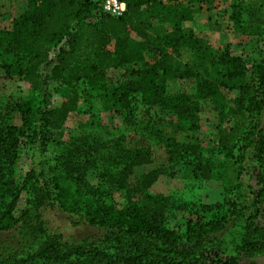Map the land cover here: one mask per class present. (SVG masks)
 I'll use <instances>...</instances> for the list:
<instances>
[{"label": "trees", "instance_id": "trees-1", "mask_svg": "<svg viewBox=\"0 0 264 264\" xmlns=\"http://www.w3.org/2000/svg\"><path fill=\"white\" fill-rule=\"evenodd\" d=\"M123 1L122 15L97 17L96 0H26L11 28H0L3 75L28 85L21 96L0 97V264H244L264 255V45L248 60L184 29L181 21L205 0ZM231 1L241 9L245 0ZM244 6L235 28L264 35V10ZM124 66L131 79L119 78ZM186 78L194 92L167 91L169 80ZM207 101L220 121L222 158L214 163L189 134ZM156 108L174 119L175 132L164 130ZM78 111L107 133L55 140ZM106 111L119 119L112 131ZM177 132L188 134L178 139ZM155 145H163L167 164L129 181L136 166L152 161ZM21 157L29 166L19 177ZM186 169L194 181L220 180L223 199L175 201L149 190L159 175ZM115 191L125 194L121 206ZM52 206L78 214L101 236L64 241L42 217ZM177 210L185 224L170 227Z\"/></svg>", "mask_w": 264, "mask_h": 264}, {"label": "rangeland", "instance_id": "rangeland-1", "mask_svg": "<svg viewBox=\"0 0 264 264\" xmlns=\"http://www.w3.org/2000/svg\"><path fill=\"white\" fill-rule=\"evenodd\" d=\"M248 2L257 8L264 10V0H245L241 3V9ZM235 4V3H234ZM238 6H233L231 0H209L205 4L206 16L210 14V23L206 24L205 16H197L193 22V28L198 29L196 32L199 35L210 36L212 47L222 48L229 51L232 55H242L248 60H253L258 57V52L261 46L264 45V35H255L247 32V29L235 28V15L240 10ZM245 7V6H244ZM26 8L24 0H0V28H11L14 18ZM241 16V13H240ZM199 17V18H198ZM202 18H204L202 20ZM245 18V16H243ZM139 38L131 35L130 44H135ZM183 59L187 53L183 52ZM152 62L151 59H148ZM130 66H124L122 74L119 78L131 79ZM3 70L0 68V97L16 98L26 93L27 83L16 77L5 78ZM196 83L193 79H172L167 82L166 88L168 92L174 93H190L194 92ZM57 101L59 98H53ZM156 112L164 119V130L168 133L175 132L174 119L164 110L156 108ZM16 114V113H15ZM199 125L197 130L190 132L197 138L203 148V152L209 162L219 161L222 156L218 150V141L216 138V127L219 125L218 111L213 108L210 102H204L198 112ZM17 117V116H15ZM104 123L107 125L105 130L112 131L113 126L118 125L119 119L114 111H106L101 114ZM16 119V118H15ZM88 116L82 114L81 111L71 113L64 126L57 132L55 140H67L72 135L92 134L99 135L107 133L96 128H92L87 123ZM188 134L187 132H177L178 139H181ZM108 136V135H107ZM131 142H133L130 139ZM152 161L149 163L136 166L129 181H133V177L140 176L157 167L167 164V156L163 145H155L152 148ZM29 163L21 157L17 162V174L22 177L27 170ZM96 183L94 179L91 180ZM156 195L172 194L176 199H187L201 201L204 203H215L221 201L224 196L223 184L217 178H209L200 181H194L191 172L187 169L179 171L175 176L170 177L166 174L159 175L149 189ZM243 191H246L244 189ZM25 195L22 194L20 206L24 202ZM114 200L117 205L121 206L125 201V194L122 191L114 192ZM42 217L46 221L50 230L59 232L66 242L79 243L87 238L100 237L102 230L90 225L82 220L79 221L78 214L69 213L57 206L46 207L41 210ZM185 224L184 212L177 210L173 217L169 220L170 227H183ZM246 261V262H245ZM249 261H255V264H264V255L254 256L247 260L242 259L241 262L248 264Z\"/></svg>", "mask_w": 264, "mask_h": 264}, {"label": "crops", "instance_id": "crops-1", "mask_svg": "<svg viewBox=\"0 0 264 264\" xmlns=\"http://www.w3.org/2000/svg\"><path fill=\"white\" fill-rule=\"evenodd\" d=\"M24 1V0H23ZM26 1V0H25ZM163 3L165 4H170V3H187V0H161ZM225 0H221V3H223ZM209 0H205L204 2L202 3H197V4H194L193 7L194 8H198L200 6L199 9H197L193 14H192V17H189V18H186V19H183L181 21V26L184 28V29H192L194 30L195 32L198 30V29H195L193 28V22L195 21L196 17L197 16H205L206 18V24H209L210 23V14H208L206 16L205 12H206V8H205V4L208 3ZM19 15V14H18ZM199 18V17H198ZM204 18H202L203 20ZM154 20L156 21L157 19L154 18ZM165 26L166 27H169V24L168 22L165 23ZM201 36H204L206 38V42L212 46L211 42H210V36H206V35H201Z\"/></svg>", "mask_w": 264, "mask_h": 264}, {"label": "built area", "instance_id": "built-area-1", "mask_svg": "<svg viewBox=\"0 0 264 264\" xmlns=\"http://www.w3.org/2000/svg\"><path fill=\"white\" fill-rule=\"evenodd\" d=\"M96 1L98 2L100 8V11L97 13V17L103 14L120 16L126 10V4L123 0H96Z\"/></svg>", "mask_w": 264, "mask_h": 264}]
</instances>
